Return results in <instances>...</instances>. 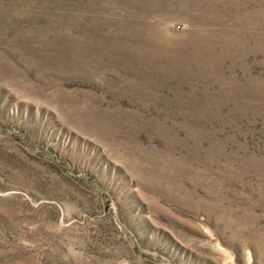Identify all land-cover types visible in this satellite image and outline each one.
Masks as SVG:
<instances>
[{
    "label": "rangeland",
    "instance_id": "374dc122",
    "mask_svg": "<svg viewBox=\"0 0 264 264\" xmlns=\"http://www.w3.org/2000/svg\"><path fill=\"white\" fill-rule=\"evenodd\" d=\"M0 264H264V0H0Z\"/></svg>",
    "mask_w": 264,
    "mask_h": 264
}]
</instances>
